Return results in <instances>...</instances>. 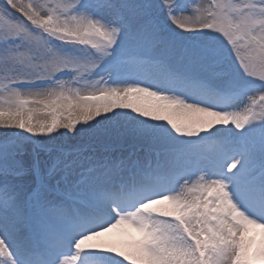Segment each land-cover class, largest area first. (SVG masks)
<instances>
[{"label":"snow or ice","instance_id":"obj_1","mask_svg":"<svg viewBox=\"0 0 264 264\" xmlns=\"http://www.w3.org/2000/svg\"><path fill=\"white\" fill-rule=\"evenodd\" d=\"M0 264H264V0H0Z\"/></svg>","mask_w":264,"mask_h":264}]
</instances>
